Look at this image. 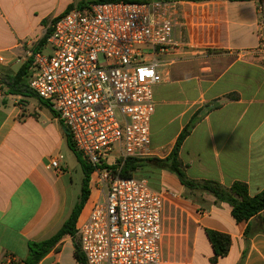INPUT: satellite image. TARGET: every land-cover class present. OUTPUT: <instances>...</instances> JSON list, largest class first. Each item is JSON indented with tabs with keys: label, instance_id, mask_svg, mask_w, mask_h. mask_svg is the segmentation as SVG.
Returning a JSON list of instances; mask_svg holds the SVG:
<instances>
[{
	"label": "crops",
	"instance_id": "0c3cea01",
	"mask_svg": "<svg viewBox=\"0 0 264 264\" xmlns=\"http://www.w3.org/2000/svg\"><path fill=\"white\" fill-rule=\"evenodd\" d=\"M89 1L0 0V263L13 258L24 264L29 243L55 236L79 201L84 173L75 154L64 153L65 144L70 150L68 129L29 88L32 69L22 80L16 76L46 35L44 21ZM173 37L176 45L157 58L149 158L169 157L192 125L178 153L187 178L225 188L243 183L251 196L261 193L264 55L258 48L264 40V0L178 1ZM47 47L46 42L39 52ZM59 157L60 170H53L50 162ZM139 171L163 193L162 264H264V210L238 223L230 205L191 191L176 173L151 165ZM99 187L93 172L75 236H64L39 264H80L77 226ZM207 231L231 237L226 256L216 258Z\"/></svg>",
	"mask_w": 264,
	"mask_h": 264
},
{
	"label": "built area",
	"instance_id": "2783aa9c",
	"mask_svg": "<svg viewBox=\"0 0 264 264\" xmlns=\"http://www.w3.org/2000/svg\"><path fill=\"white\" fill-rule=\"evenodd\" d=\"M177 2L75 6L52 24V54L30 55L29 88L57 113L100 184L77 226L86 264H162L163 193L108 166L152 156L157 58L176 45ZM258 51L264 55V40ZM59 159L50 168L60 170Z\"/></svg>",
	"mask_w": 264,
	"mask_h": 264
},
{
	"label": "trees",
	"instance_id": "16d2710c",
	"mask_svg": "<svg viewBox=\"0 0 264 264\" xmlns=\"http://www.w3.org/2000/svg\"><path fill=\"white\" fill-rule=\"evenodd\" d=\"M154 0H93L89 2H80L78 4L70 5L66 11L60 16L68 13L75 6L84 7L88 4H98V3H115V2H135L144 3ZM170 1V0H166ZM175 1H203V0H175ZM229 1H244V0H229ZM59 16V17H60ZM57 18L49 21H44V24L49 23L54 24ZM52 28H49L46 35L32 48V52L36 53L41 50V48L46 44L48 35L51 33ZM33 63V58L30 57L28 60L20 67L17 73V79L22 80L27 76L28 70L31 68ZM192 125H188L182 134L179 136L172 153L165 160L157 158L148 159H135L129 158L122 161H117L115 164L108 166L113 173L117 174L121 178H131L134 177L139 169L145 165H151L160 169H167L178 175L181 182L185 187L191 191H200L202 193H208L215 197L217 202H224L231 206L232 215L238 223L248 222L252 217L256 216L264 210V191L261 193L251 196L247 185L243 183H234L231 188H225L217 182L214 181H203L195 182L187 178L185 172L182 170V163L178 159L179 150L188 136L190 128ZM67 144L70 150L75 154L78 162L80 163L84 178L82 182V191L79 197L78 203L75 205L72 214L69 219L64 223L61 230L52 238L39 242L29 243V254L24 264H39L40 261L53 249V247L66 235L75 236V224L78 217L90 196V179L93 174L95 167L87 162L83 156L76 150L71 136L67 130L66 132ZM208 239L214 249L216 258L226 256L231 248L232 240L231 237L224 233H219L215 231H207ZM75 257L80 264H86L85 258L81 253L79 244L75 248Z\"/></svg>",
	"mask_w": 264,
	"mask_h": 264
},
{
	"label": "rangeland",
	"instance_id": "374dc122",
	"mask_svg": "<svg viewBox=\"0 0 264 264\" xmlns=\"http://www.w3.org/2000/svg\"><path fill=\"white\" fill-rule=\"evenodd\" d=\"M49 22H51V20L49 21ZM51 25H52V23H49V28H51ZM48 28V29H49ZM52 47L51 46H48L42 53L44 54V55H46V56H48V55H51L52 54ZM64 153H65V155L67 154L68 155V153L69 154H72L71 153V150H69L68 149V147H67V145L65 144V146H64ZM73 156V155H72ZM113 164V163H112ZM115 164V163H114ZM82 177V176H81ZM135 177H137V178H139V179H147L148 180V183H149V187H151L152 188V186H154V180H153V178L152 177H150V176H148L146 173H143L142 171H139L138 170V174L135 176ZM75 180H76V186H77V190H78V188L79 187H81V185H80V181H79V177L78 176H76L75 175Z\"/></svg>",
	"mask_w": 264,
	"mask_h": 264
}]
</instances>
